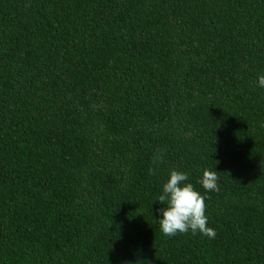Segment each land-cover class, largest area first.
Returning <instances> with one entry per match:
<instances>
[{
  "label": "trees",
  "instance_id": "1",
  "mask_svg": "<svg viewBox=\"0 0 264 264\" xmlns=\"http://www.w3.org/2000/svg\"><path fill=\"white\" fill-rule=\"evenodd\" d=\"M262 74L264 0H0V264H264ZM172 169L214 239L162 234Z\"/></svg>",
  "mask_w": 264,
  "mask_h": 264
},
{
  "label": "clouds",
  "instance_id": "2",
  "mask_svg": "<svg viewBox=\"0 0 264 264\" xmlns=\"http://www.w3.org/2000/svg\"><path fill=\"white\" fill-rule=\"evenodd\" d=\"M258 86L264 87V74L258 77ZM165 149H158L153 156L149 174L154 175L156 169L163 164ZM218 163V161H217ZM219 172L204 169L201 179L198 181L205 192H219ZM186 172L172 169L169 178L163 184L162 192L157 197L158 201L166 207L156 209L162 214L159 226L166 237H174L178 234H201L209 239L216 237V230L208 226L206 196L196 190L190 182Z\"/></svg>",
  "mask_w": 264,
  "mask_h": 264
},
{
  "label": "bare ground",
  "instance_id": "3",
  "mask_svg": "<svg viewBox=\"0 0 264 264\" xmlns=\"http://www.w3.org/2000/svg\"><path fill=\"white\" fill-rule=\"evenodd\" d=\"M251 209V208H250ZM249 214V213H248ZM252 217V216H251Z\"/></svg>",
  "mask_w": 264,
  "mask_h": 264
}]
</instances>
